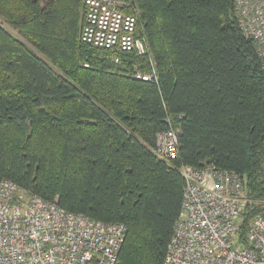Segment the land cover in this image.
Returning <instances> with one entry per match:
<instances>
[{
	"label": "trees",
	"instance_id": "16d2710c",
	"mask_svg": "<svg viewBox=\"0 0 264 264\" xmlns=\"http://www.w3.org/2000/svg\"><path fill=\"white\" fill-rule=\"evenodd\" d=\"M149 41L145 57L81 41L83 0H0V182L68 211L122 223L117 264H164L181 214L180 167L245 177L264 202V68L234 0H122ZM12 28L20 38L7 29ZM181 132L179 159L155 154ZM254 204L247 223L263 213Z\"/></svg>",
	"mask_w": 264,
	"mask_h": 264
},
{
	"label": "built area",
	"instance_id": "2783aa9c",
	"mask_svg": "<svg viewBox=\"0 0 264 264\" xmlns=\"http://www.w3.org/2000/svg\"><path fill=\"white\" fill-rule=\"evenodd\" d=\"M81 41L109 51L117 64L123 54L145 57L151 71L134 66V77L159 81L149 41L139 35L138 18L122 0H87ZM237 20L253 40L264 68V0H234ZM179 130L157 137L155 154L179 159ZM180 167L184 179L181 214L164 264H264V212L246 221L254 200L245 177L219 169ZM128 228L68 211L57 201L20 186L0 182V264H117Z\"/></svg>",
	"mask_w": 264,
	"mask_h": 264
},
{
	"label": "bare ground",
	"instance_id": "6f19581e",
	"mask_svg": "<svg viewBox=\"0 0 264 264\" xmlns=\"http://www.w3.org/2000/svg\"><path fill=\"white\" fill-rule=\"evenodd\" d=\"M83 8H84V12H83V14H84V16H86L87 15V11H88V8H89V6H88V4H87V0H83ZM129 8V7H128ZM136 14V13H135ZM136 16H137V14H136ZM175 131H177V129H174ZM205 166V165H204ZM203 166V167H204ZM182 167H187V166H182ZM203 167H201V168H203ZM182 174V173H181ZM259 201V200H258Z\"/></svg>",
	"mask_w": 264,
	"mask_h": 264
},
{
	"label": "rangeland",
	"instance_id": "374dc122",
	"mask_svg": "<svg viewBox=\"0 0 264 264\" xmlns=\"http://www.w3.org/2000/svg\"><path fill=\"white\" fill-rule=\"evenodd\" d=\"M7 30H8L10 33H12L14 36L20 38L19 35H18V33H17L16 31H14L12 28H8ZM260 202H261V201H260ZM260 205H262V206H263L262 208H264V202H261Z\"/></svg>",
	"mask_w": 264,
	"mask_h": 264
}]
</instances>
